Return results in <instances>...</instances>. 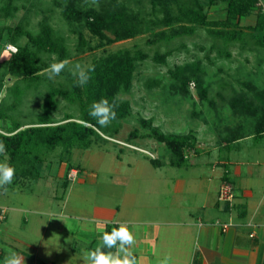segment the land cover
I'll list each match as a JSON object with an SVG mask.
<instances>
[{"label":"rangeland","instance_id":"rangeland-1","mask_svg":"<svg viewBox=\"0 0 264 264\" xmlns=\"http://www.w3.org/2000/svg\"><path fill=\"white\" fill-rule=\"evenodd\" d=\"M107 1L79 0V4L99 8ZM122 1H130L134 7L138 5L137 0ZM260 1L264 11V0ZM19 4L20 10L11 18H4L0 11V25H15L24 20L29 28L38 31L41 23L47 22L65 36L71 53L68 68L59 76L49 79L45 72L39 86L27 91L15 111L23 123H31L43 111L52 84L71 86L68 72L75 64L86 69L106 51L128 47H142L150 57L139 63L131 89L120 93L122 99L132 104V113L122 121L120 132L94 142L88 149L75 148L72 156L64 161L62 147L49 152L38 180H23L8 186L6 193H0V205L8 209L7 219L4 224L0 223V228L8 226L10 235L18 237L21 246L33 256L32 246L43 243L44 255H40V261L45 264H49L50 256L55 264H85V253L102 246L103 232L126 223L137 239L132 250L139 264H159L166 256H171L172 264H189L194 235L184 231L183 225L164 226L157 222H182L188 217H194L195 221L220 186L221 179L215 175L218 166L213 163L225 161L229 156L233 160L242 159L236 151L229 154L224 138L242 124L247 133L256 132V116L247 111L249 107L245 103L258 105L255 95L264 88V47L255 45L256 39L248 37L245 46L238 41L227 46L231 56H226L219 53L223 43L201 28L195 35L177 39L169 47L149 45L148 35L144 34L91 50L80 47V31L93 46L100 39L86 26L70 24L57 0H29ZM209 16L211 19L226 17V5L211 7ZM255 20L256 16L252 15L242 23L254 24ZM261 34L264 38V31ZM26 41V37L21 39L23 43ZM182 43L185 46H180ZM157 48L161 52L174 49L166 64L152 59ZM5 52L10 54L4 49L0 56ZM5 58L0 57V62ZM44 58L51 64L57 62L56 55ZM195 61L202 63L209 100L198 93L195 81L190 82L186 93L172 85L170 69ZM149 79H161L162 83L151 88L147 84ZM15 80L6 79L0 102ZM8 100H12L11 96ZM69 113L79 116L78 105L59 96L53 119L60 122ZM142 119H153V125L166 133H192L196 137L194 146L186 151L184 164L171 163L172 151L149 134L151 129ZM136 128L140 135L131 137ZM248 143H253L255 148H247L244 158L255 163L260 158L257 147H264V135ZM153 159H159L162 164L156 166ZM68 163L81 172L64 187ZM217 169L225 171L223 166ZM211 174L214 177L208 181ZM212 212L220 213L217 208H212Z\"/></svg>","mask_w":264,"mask_h":264},{"label":"trees","instance_id":"trees-1","mask_svg":"<svg viewBox=\"0 0 264 264\" xmlns=\"http://www.w3.org/2000/svg\"><path fill=\"white\" fill-rule=\"evenodd\" d=\"M21 1L25 3L29 0H0L1 15L4 18L15 16L21 8ZM57 2L62 6L63 16L70 24L84 25L100 39L99 43L93 46L80 31L81 48L87 46L92 50L144 34L148 35L149 45L169 47L177 39L195 35L201 28L223 43L219 53L226 56H231L227 46L236 41L245 46L248 37L256 39L255 45L264 47V38L260 37L264 31V11L260 0H137L136 7L130 1L108 0L99 8L84 7L79 4V0ZM221 4L226 5V17L211 19L209 9ZM252 15L256 16L254 24L242 23L244 18ZM23 37L27 38L25 43L21 42ZM8 43L16 46L18 51L10 52V56L0 62V91L4 90L6 79L16 78L8 89V95L0 102V141L6 146V152L0 155V163H8L15 168L13 185L26 179L38 180L42 176L45 156L58 147H62L64 161L72 156L75 148L88 149L94 142L107 140L120 132L122 121L132 113L131 102L122 99L120 93L131 89L139 63L150 57L144 48L128 47L106 51L96 57L89 66L95 69L89 73L91 79L83 86L68 72L72 80L71 86L52 84L44 101L43 111L38 113L31 123H23L15 116V111L22 104L27 91L38 87L44 79V74L51 65L44 56L56 55L59 62L69 59L71 53L65 36L59 34L47 22L41 23L38 31L29 28L28 22L24 20L15 25H0V53ZM173 50L169 48L161 52L157 48L152 59L166 64ZM170 72L174 80L173 87L186 93L189 91L190 82L195 81L198 93L204 100H209L201 61L177 65L170 69ZM161 83V79H149L147 82L151 88ZM9 96L11 101L8 100ZM59 96L77 104L79 116L69 113L60 122L54 120L53 113L57 109ZM255 97L258 105L251 102L245 105L249 107L247 111L256 116L254 135L262 136L264 88L259 90ZM101 99H107L110 104L116 105V119L107 127H101L97 120L89 115L91 105ZM142 123L151 129L149 134L164 142L172 151V164H184L187 159L186 151L196 142L192 133H166L153 125V119H142ZM245 130L244 124L239 125L225 135L224 139L227 143L234 142L246 136ZM130 134L131 137L139 136V129H134ZM152 161L156 166L162 164L159 159ZM73 168L76 167L68 163L64 187L69 184V171ZM118 226L116 224V227ZM110 231L111 228L108 229V232Z\"/></svg>","mask_w":264,"mask_h":264},{"label":"crops","instance_id":"crops-1","mask_svg":"<svg viewBox=\"0 0 264 264\" xmlns=\"http://www.w3.org/2000/svg\"><path fill=\"white\" fill-rule=\"evenodd\" d=\"M244 135L246 136L225 144L230 155L236 151L242 159L233 160L229 156L225 161L213 163L218 166L215 167V175L221 179L219 188L225 180L234 187L236 198L233 206L219 201L220 189L217 188L195 221L194 217H188L182 222H157L164 226L183 225L184 231H190L194 235L189 264H264V147H257L260 158L255 163H250L244 158L245 151L247 148L254 150L255 145L248 141L259 136L247 132ZM220 166L225 171H219L217 168ZM76 170L81 172L78 168ZM209 176L208 181H212L213 174ZM204 181L203 176L201 182ZM203 186L207 188V185ZM2 192L4 191L0 189V193ZM212 208H217L220 213L213 214ZM218 221L228 224L227 231L222 229ZM10 230L8 226L0 228V264H4L5 257L10 253L23 257L25 264H45L40 261V255H44L43 243L32 246L35 250L33 256V253L21 246L22 241L18 237L10 235ZM48 260L49 264H55L53 256Z\"/></svg>","mask_w":264,"mask_h":264},{"label":"clouds","instance_id":"clouds-1","mask_svg":"<svg viewBox=\"0 0 264 264\" xmlns=\"http://www.w3.org/2000/svg\"><path fill=\"white\" fill-rule=\"evenodd\" d=\"M97 3V0H93ZM13 53L17 52L14 46L9 45ZM9 53L5 52L3 56L9 57ZM70 61L62 60L52 63L46 70L48 78L54 79L59 76L66 68ZM94 67H89L87 70L79 63L69 69L71 75L77 79L80 86L85 85L90 79V72H93ZM115 104H110L107 99H101L91 105L89 115L97 120L101 127H107L113 120L116 119ZM6 152V146L3 141H0V155ZM16 170L8 163H0V189L7 192L8 185H11L15 178ZM102 246L97 247L85 253V264H139L136 256L133 254V248L137 243L134 232L126 223H120L118 227H113L110 232L104 231L101 237ZM116 249L115 252L104 251V249ZM4 264H25L24 258L16 253H10L5 257ZM159 264H172L171 256H166Z\"/></svg>","mask_w":264,"mask_h":264},{"label":"built area","instance_id":"built-area-1","mask_svg":"<svg viewBox=\"0 0 264 264\" xmlns=\"http://www.w3.org/2000/svg\"><path fill=\"white\" fill-rule=\"evenodd\" d=\"M11 46H14V45H11ZM14 47L17 49L16 46ZM5 49L9 52H12L11 48H9V45H7ZM77 175H78V171L76 169H72V171L69 173V179L74 180L77 177ZM235 198H236V193H235L232 183H230L227 180L223 181L220 187V190H219V201L222 203L229 204L230 206H233L235 202ZM7 213H8V209L0 205V223H2L3 221L7 219ZM218 223L220 224V226L222 227L224 231H227L228 224L221 223L219 221ZM252 236H254V234H252Z\"/></svg>","mask_w":264,"mask_h":264}]
</instances>
